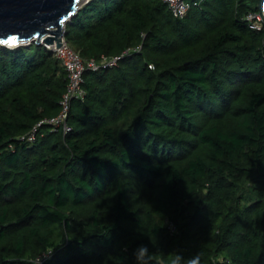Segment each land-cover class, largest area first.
Instances as JSON below:
<instances>
[{
  "label": "trees",
  "instance_id": "1",
  "mask_svg": "<svg viewBox=\"0 0 264 264\" xmlns=\"http://www.w3.org/2000/svg\"><path fill=\"white\" fill-rule=\"evenodd\" d=\"M189 3L83 4L64 37L100 66L70 130L33 141L65 70L43 44L0 45V264H136L142 243L149 264H264V26L243 19L263 0Z\"/></svg>",
  "mask_w": 264,
  "mask_h": 264
},
{
  "label": "water",
  "instance_id": "2",
  "mask_svg": "<svg viewBox=\"0 0 264 264\" xmlns=\"http://www.w3.org/2000/svg\"><path fill=\"white\" fill-rule=\"evenodd\" d=\"M88 1L0 0V45L35 42L60 47L66 22Z\"/></svg>",
  "mask_w": 264,
  "mask_h": 264
},
{
  "label": "built area",
  "instance_id": "3",
  "mask_svg": "<svg viewBox=\"0 0 264 264\" xmlns=\"http://www.w3.org/2000/svg\"><path fill=\"white\" fill-rule=\"evenodd\" d=\"M166 3L175 17L182 18L190 7L188 0H162ZM244 21L247 23L248 27L253 30H261L264 26V7L260 11H248L243 16ZM46 48L52 53V55L60 62L61 66L66 73V89L62 94L60 104L61 109L57 116L46 117L41 119L28 133L26 140L33 141L35 139V133L37 128L42 124H48L52 128L62 127L64 132L70 130L66 123L69 108L71 102L76 99H82L84 97V72L88 69L96 70L99 68L100 64L93 58L84 59L81 55L74 50L66 41L65 37L62 39V44L60 47L55 45H46ZM140 47L134 50H139ZM129 49L124 51L121 55H116L112 57H104L102 63L105 66H113L117 62L129 53ZM152 68L153 66L150 65ZM22 138H25L22 137ZM164 226L170 233H174L177 227L173 221L170 219L165 220ZM47 254L43 253L39 255L34 262L36 264H43L46 259Z\"/></svg>",
  "mask_w": 264,
  "mask_h": 264
},
{
  "label": "clouds",
  "instance_id": "4",
  "mask_svg": "<svg viewBox=\"0 0 264 264\" xmlns=\"http://www.w3.org/2000/svg\"><path fill=\"white\" fill-rule=\"evenodd\" d=\"M133 256L135 257L136 264H149L151 259L148 244H139L133 251ZM171 264H181V257L177 255Z\"/></svg>",
  "mask_w": 264,
  "mask_h": 264
},
{
  "label": "rangeland",
  "instance_id": "5",
  "mask_svg": "<svg viewBox=\"0 0 264 264\" xmlns=\"http://www.w3.org/2000/svg\"><path fill=\"white\" fill-rule=\"evenodd\" d=\"M188 1H192V0H188ZM264 7V0H263V6H262V8ZM43 45H45V44H43ZM4 46H6V45H4ZM46 46V45H45ZM60 63V62H59ZM60 66H61V64H60Z\"/></svg>",
  "mask_w": 264,
  "mask_h": 264
},
{
  "label": "snow or ice",
  "instance_id": "6",
  "mask_svg": "<svg viewBox=\"0 0 264 264\" xmlns=\"http://www.w3.org/2000/svg\"><path fill=\"white\" fill-rule=\"evenodd\" d=\"M14 39V38H13Z\"/></svg>",
  "mask_w": 264,
  "mask_h": 264
}]
</instances>
